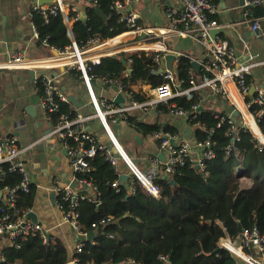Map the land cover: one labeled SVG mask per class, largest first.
Returning a JSON list of instances; mask_svg holds the SVG:
<instances>
[{
	"label": "trees",
	"instance_id": "trees-1",
	"mask_svg": "<svg viewBox=\"0 0 264 264\" xmlns=\"http://www.w3.org/2000/svg\"><path fill=\"white\" fill-rule=\"evenodd\" d=\"M115 1L73 0L83 4L87 17L74 23L73 37L68 34L61 12L48 14L47 18L33 12L31 21L39 33L38 44L44 47L46 40L49 48L64 50L73 42L81 47L94 36L108 40L129 31L112 9ZM212 1L217 3L219 0ZM96 7L107 20L97 15ZM74 15L68 11L69 18ZM251 15L264 16V5L254 7ZM191 62L181 57L176 66L177 78L184 80L183 89L191 87ZM153 69L154 54L135 51L102 58L93 66V73L120 79L129 88L141 83L153 89L164 83L163 77ZM124 71L129 72L128 78H123ZM71 74L78 76L79 73L73 70ZM38 86L43 94L41 82ZM255 95L250 94L248 100ZM135 96L139 101L146 99L143 92ZM203 98L201 93L195 92L192 98L177 97L174 103L189 112L194 111L196 104L203 107L188 121L190 126H196V142L209 141L215 157L205 160L204 170L197 169L191 159L184 167H177L172 176L174 184L164 177H157L154 183L160 189L159 198L149 194L140 182L134 192L124 184L118 192L113 185L118 176L105 156L99 152L89 159L92 172L78 178H85L97 186L99 204L85 201L80 206L82 230L94 233L93 239L86 242L84 252L78 255L80 264H245L229 250L220 249L219 242L226 232L237 238L241 234L239 226L243 231L257 227L264 233V149L258 146L249 130L241 128L234 149L228 153L232 139L227 136L228 122L221 123V118L227 120L229 116L207 107ZM72 110L71 104L60 103V109L53 117ZM158 110L169 112L163 106ZM258 110L259 107L254 106L252 112ZM129 120L133 130L143 138L158 132L179 135L178 129L168 124L145 123L135 116H130ZM259 126L263 131L264 116ZM21 181L17 171H10L8 164L2 165L0 189L15 188ZM246 181L251 184L246 186ZM35 194L33 185L29 193H20L17 207L30 210ZM2 206L6 207L4 203ZM219 223H223L226 232ZM2 253L6 256V262L2 264H68L70 260L64 243L53 242L51 238L49 243H44L39 235L20 240L13 246L7 245ZM160 257H166L168 261Z\"/></svg>",
	"mask_w": 264,
	"mask_h": 264
},
{
	"label": "built area",
	"instance_id": "built-area-1",
	"mask_svg": "<svg viewBox=\"0 0 264 264\" xmlns=\"http://www.w3.org/2000/svg\"><path fill=\"white\" fill-rule=\"evenodd\" d=\"M128 1L117 0L112 5L119 22L129 29L121 35L108 40H102L100 37L94 36L90 38L85 46L80 47L73 42L72 46L64 50L49 48L45 40L43 42L44 46L52 51H57V56L46 59H28L23 52H15L4 63L0 64V69L49 70L53 67L64 66L70 71L75 70L78 72V76H74L83 80L89 89L90 104L93 108L92 113L85 115L72 107L74 116L72 112H69L54 118L53 114L59 111L60 103L71 104L72 101L54 85L50 75L44 72L38 80L44 88L43 94H41V106L47 121L51 125L47 137H55L64 149L75 174L74 182H77L79 187L72 188L71 185L64 186L60 184H56L54 187L57 207L62 212L63 220L71 225L74 233L79 238L74 254L68 264H80L78 255L84 252L88 241L89 234L82 230L80 223L81 204L85 201L99 204L97 186L85 178H78L79 175L84 176L92 172L89 159L94 158L99 152L105 156L118 176V179L113 182L118 192L120 185H122L120 177L127 174L129 177L128 187L132 192L135 191L137 182H140L149 194L159 198L160 189L154 183L157 177L163 176L165 179L171 180L177 167H184L190 159L194 161L195 166L198 164L200 169L204 170L205 160L215 157L209 141L204 144H198L197 142L193 144L187 140L178 141L179 135L172 136L169 133L158 132L153 137L160 141V147L167 155L166 162L158 168L160 161L155 159L153 168L144 171L135 165L124 149H121V144H118L119 141L111 125L124 123L131 126L129 118L135 112L140 111L151 114L161 106L166 107L169 110L168 113L174 117H186L188 119L194 113L200 112L198 111L200 105H194V111L189 112L178 107L174 103V99L183 96L192 98L193 93L197 92L201 93L203 99L206 100L209 97L208 93H213L219 94L228 100L240 115L238 119H241V122L239 123L233 115H230L227 120L224 117L221 118V123L228 122L227 136L232 139V144L227 148L228 153L234 149V142L239 139L238 133L241 128L249 130L255 137L258 146L264 149V130L262 131L259 126L260 120L264 116V89L259 90L254 97L248 100V97L252 94L253 85L247 78L250 76L255 63L242 61L235 46L224 39L212 36L211 32L213 30L221 28L214 18L218 13V5L212 0H171L172 4L166 11L169 26L154 29L142 28L137 25V15L126 10ZM32 2L33 7L30 17L33 12L40 13L45 18L48 14L56 15L61 12L68 34L71 37H73L74 23L87 19L81 7L75 3L66 4V0H55V4L45 6H39L38 0H32ZM244 2L245 17L251 18L252 31L260 30V19L253 17L251 10L256 6H263L264 0H244ZM68 11H72L75 15L69 18ZM33 29L34 37L39 39V33L34 25ZM124 34H130L132 38L129 40L121 38L116 41ZM172 35L189 38L202 45L206 51V58L201 62L202 72L204 73L203 79L196 80L194 74L191 73V87L187 89H183L184 80L177 78L176 68L174 67V72H171L166 65L167 54L173 52L163 46L162 43ZM149 42L152 43L149 44ZM155 46H160V48H155ZM135 51L152 52L154 54L153 72L158 73L164 79L163 84L151 89L146 94L144 101H139L135 96L138 92L127 87L122 80L109 75L97 76L93 73V66L99 64L102 58ZM179 58L180 56L177 59L179 60ZM176 60L174 63H176ZM122 76L124 79L128 78L129 72L124 71ZM95 82H99L105 89L113 90L115 92L114 96L112 98L97 97L93 88ZM118 95H122L124 98L123 106L115 102ZM254 106L259 107L256 113L252 112ZM92 119L101 120L111 144H103L93 133L87 130L86 124ZM252 121L257 129L253 127ZM172 140L176 144L172 143ZM18 142L19 140L15 135L0 138V172L2 171V165L8 164L10 171H17L22 177L19 186L4 188L6 197L3 203L6 207L2 206L3 203L0 205V213L2 214L0 216V239L7 240V245L13 246L20 240L39 235L44 243H49L50 237L44 228L26 218L31 210H21L16 205L20 193H29L33 185L30 174L21 158L24 152L35 145L31 144L21 148ZM196 148L202 153L198 159L193 156V151ZM118 155L120 156L118 157ZM237 171H240V169ZM84 187L89 188L90 191ZM5 208L10 212H7ZM219 224L226 232L223 223ZM219 248L229 250L245 264H264V233L257 227L242 231L237 238L231 237L226 232V235L219 242ZM160 258L166 262L168 261L166 257ZM0 260L1 264L6 262V256L2 252Z\"/></svg>",
	"mask_w": 264,
	"mask_h": 264
},
{
	"label": "crops",
	"instance_id": "crops-1",
	"mask_svg": "<svg viewBox=\"0 0 264 264\" xmlns=\"http://www.w3.org/2000/svg\"><path fill=\"white\" fill-rule=\"evenodd\" d=\"M70 3H74L73 0H66V4L70 5ZM244 3V0H219L215 3L218 5V13L214 18L221 28L220 33L214 36L235 46L242 61L255 63L249 77L255 88L252 94H255L264 89V41L253 36L251 18L245 17ZM75 4L83 7L81 3ZM171 4V0H129L126 10L137 15L139 27L161 29L169 26L166 11ZM32 7V0H0V64L15 52H23L28 59H46L57 56L51 49L39 45L38 39L34 37L30 17ZM255 18L260 19L259 31L264 39V16ZM121 38L129 40L132 36L124 34L116 41ZM162 45L173 53H178L180 58L186 57L200 65L206 58L204 47L189 38L172 35ZM155 48H160V46H155ZM178 61L177 59L174 63L175 68ZM192 70L196 80L203 79L202 68ZM31 71L35 72L34 78L31 77ZM44 72L51 76L54 85L64 95L69 99H76L80 107L71 103L75 110L85 115L93 112L90 104L91 96L86 83L72 76L71 71L64 66L53 67L49 70L2 68L0 69V138L15 135L21 148L35 144L33 148L24 152L21 158L36 188L34 205L30 210L36 214L37 223L44 228L53 242L61 241L65 244L69 258H71L79 238L71 225L63 220L62 212L57 207L54 187L56 184L64 186L73 184L75 174L67 154L57 139L47 137L51 125L41 106V89L38 86L39 76ZM93 88L97 97L112 98L115 94L113 90L105 89L99 82H95ZM132 88L146 94L151 90L150 85L141 83L132 85ZM208 94L209 97L205 100L207 107L225 113L227 116L233 115L235 110L228 100L219 94ZM133 116L145 123L158 121L162 125L174 126L178 129V141L187 140L193 144L196 143V126H190L186 117H174L169 113H160L158 109L151 114L137 111ZM237 120L238 123L241 122V119ZM86 128L103 144H111L100 119L90 120ZM111 128L127 156L140 169L147 171L153 168L155 159L160 161L158 168L166 162L167 155L153 136L143 138L133 130L132 126L124 123L111 125ZM127 142L130 151L125 144ZM200 155H202L201 151L194 149V158L198 159ZM250 184L251 182H245L246 186ZM5 197V191L0 189V204L5 201ZM7 243V240L0 239V256Z\"/></svg>",
	"mask_w": 264,
	"mask_h": 264
},
{
	"label": "water",
	"instance_id": "water-1",
	"mask_svg": "<svg viewBox=\"0 0 264 264\" xmlns=\"http://www.w3.org/2000/svg\"><path fill=\"white\" fill-rule=\"evenodd\" d=\"M52 4H55V0H38V5H39V6L52 5ZM95 12H96L97 15L100 16L102 19L107 20L106 16L101 12V10H100L98 7L95 8ZM85 15H86V14H85ZM211 33H212V36H214V35H216V34H219L220 31H219V30H213ZM252 34H253L254 37H258L260 40L264 41L263 37L260 35V31H259V30L252 31ZM54 52L57 54V51H54ZM179 56H180V55H179L178 53H169V54H167V56H166V65H167V68H168L171 72H174V62H175V60H176ZM192 67H193L195 70H200L201 65H200L198 62H196V61H192ZM30 74H31V77L34 78V76H35V72H34V71H31ZM254 90H255V88H252V91H254ZM70 99H71V101H72L73 104H75L77 107H80V105L77 104L75 98H70ZM115 102H116L117 104H119L120 106H123V103H124V98H123V96H122V95H118V96L116 97ZM201 110H203V107H202V106L199 107L198 111H201ZM233 116H234L235 118L238 119V118L240 117L239 112L235 110L234 113H233ZM86 126H87V124H86ZM117 126H118V125H117ZM116 129H117V127H116ZM172 143L176 144L174 140H172ZM118 144L120 145V142H118ZM120 147H121V149L123 150V147H122L121 145H120ZM119 156H120V155H118V157H119ZM196 168H197V169H200V166L197 164V165H196ZM128 178H129V177H128L127 174H123V175L120 177V182H121V184H124L126 187H128ZM164 179H165V178H164ZM174 183H175L174 179H171V180H170V184H174ZM71 187H72V188H77V187H78L77 182H73V184H71ZM84 188H85L86 190L90 191L89 188H87V187H84ZM26 218L32 220L34 223H37V222H38V218H37L36 214L33 213V212H30V213L26 216ZM239 231H240V233H242V231H243L241 226H239ZM93 237H94V233H90V234L88 235V237H87L88 241H91V240L93 239ZM0 264H1V260H0ZM70 264H74V263H70Z\"/></svg>",
	"mask_w": 264,
	"mask_h": 264
},
{
	"label": "rangeland",
	"instance_id": "rangeland-1",
	"mask_svg": "<svg viewBox=\"0 0 264 264\" xmlns=\"http://www.w3.org/2000/svg\"><path fill=\"white\" fill-rule=\"evenodd\" d=\"M126 144V146L128 147V151H130V146L128 145L129 143L127 142V143H125ZM125 144H123L124 146H125Z\"/></svg>",
	"mask_w": 264,
	"mask_h": 264
},
{
	"label": "bare ground",
	"instance_id": "bare-ground-1",
	"mask_svg": "<svg viewBox=\"0 0 264 264\" xmlns=\"http://www.w3.org/2000/svg\"><path fill=\"white\" fill-rule=\"evenodd\" d=\"M252 125L255 129H257V127L255 126L254 122L252 121ZM159 177H163V176H159Z\"/></svg>",
	"mask_w": 264,
	"mask_h": 264
}]
</instances>
